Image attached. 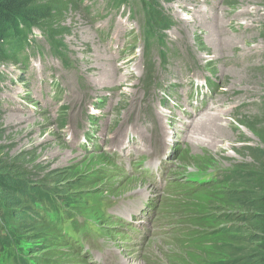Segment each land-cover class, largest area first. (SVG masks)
I'll list each match as a JSON object with an SVG mask.
<instances>
[{"label":"rangeland","instance_id":"rangeland-1","mask_svg":"<svg viewBox=\"0 0 264 264\" xmlns=\"http://www.w3.org/2000/svg\"><path fill=\"white\" fill-rule=\"evenodd\" d=\"M84 1L88 11L67 4L53 29L68 67L39 30L27 69L0 62V172L61 194L86 215L73 232L89 234L90 247L84 252L68 219L55 229L35 215L25 219L35 231L17 239L28 254L6 249L0 264L27 255L28 264L250 262L260 241L243 240L257 208L231 203L236 185L213 182L251 162L244 147L263 148L264 0H159L173 22L163 31L170 51L163 66L153 50L155 83L146 91L137 3L117 10ZM3 192L15 212L29 206ZM115 213H132V224ZM218 230L223 237L203 243Z\"/></svg>","mask_w":264,"mask_h":264},{"label":"trees","instance_id":"trees-1","mask_svg":"<svg viewBox=\"0 0 264 264\" xmlns=\"http://www.w3.org/2000/svg\"><path fill=\"white\" fill-rule=\"evenodd\" d=\"M78 1L80 8L83 7L87 11L90 9V6H87L84 0H0V62L14 61L27 69L29 65L27 51L32 50L34 30H39L48 39L52 53L68 67L70 58L62 40L57 39L59 38L56 35L58 34L57 31H53V29L59 27L58 17L60 11L67 4L77 8ZM108 1L111 7L117 10L129 6V3H137L138 10L135 14L137 13L141 17V50L144 61L141 85L146 91L150 85L155 83V81L152 82L153 79L155 80L153 50L158 52L162 65H167L170 50L167 47L163 31L168 29V26L173 25V22L162 12L159 0ZM129 13L134 12L130 9ZM206 84L209 91L213 92L215 83L212 78H206ZM257 124H263L259 131L263 148L244 147L243 150L248 153L251 162L236 166L235 170L222 172L213 182V185L216 184L217 186L223 183L236 185L235 190L229 193L231 203H237L246 208H251L254 205L257 208V214L250 217L255 222H250L254 223L251 224V226H254V232H251L250 236L245 237L243 241L251 246L255 245L253 244L254 241H260V244L255 245V250L252 252L254 256L252 255L251 261H246L243 264H264V112L263 117L258 120ZM53 174L44 178L53 180ZM42 187V184L30 182L19 175L12 178L9 175L3 177L0 172V255L6 249L10 250V248L19 249L28 254L27 250L19 246L17 239L19 237L20 239L23 238L25 229H30L31 232L35 231V227L30 224L35 215L36 218L40 216L43 222L55 229L66 218L73 225V228L69 229V232L73 234H76L73 231L83 228L81 217H86V215L81 214V211L75 213L74 208H71V203L61 194L55 193L57 191L52 192L49 189H42ZM3 191L11 195L14 194V198H16V194L17 200H24L29 206H26L21 213L15 212L18 203H13L12 198L6 197ZM253 198L256 200H253ZM69 209L74 213H71ZM18 214L22 217H19ZM243 214L241 218H246ZM71 217H73L72 221H70ZM226 218L230 220V217ZM17 219H20V224L13 226ZM244 229L243 226L235 228L234 231H229V229L225 231L226 233H235ZM225 231L218 230L213 235H204L203 243L211 238L223 237ZM27 256L25 258L15 256L14 264H28L30 259ZM219 264H226V262H220Z\"/></svg>","mask_w":264,"mask_h":264},{"label":"bare ground","instance_id":"bare-ground-1","mask_svg":"<svg viewBox=\"0 0 264 264\" xmlns=\"http://www.w3.org/2000/svg\"><path fill=\"white\" fill-rule=\"evenodd\" d=\"M213 35V34H212ZM212 35H211V37H212ZM228 42V41H227ZM218 91V90H217ZM216 91V92H217ZM215 93V92H214ZM213 94V93H212ZM197 111H199L198 109H197ZM192 115H190V114H187V116H190V117H187V118H189V119H195V118H197V116L200 114V112H197V113H195V115H193V113H191ZM201 118V117H200ZM204 120H205V118H204ZM184 122V121H183ZM189 122L190 121H188L187 122V124H189ZM203 122V121H202ZM218 122V121H217ZM207 123V122H206ZM208 123H210V124H213V123H215L214 121H211V120H208ZM221 126V125H220ZM200 127V126H199ZM218 127H219V124H218V126H217V124H214V125H212V126H210V128H216V129H218ZM220 129L222 128V127H219ZM200 129L201 128H199V130L198 131H200ZM184 131H187L186 130V128H185V130ZM197 132V131H196ZM210 133V132H209ZM185 134V133H184ZM201 135V134H200ZM185 136V135H184ZM184 138V137H183ZM187 139V138H186ZM200 140V139H199ZM118 158V157H117ZM119 159V158H118ZM103 168H105V167H103ZM129 183H131V182H129ZM150 203V201H148V204ZM150 205V204H149ZM132 217H133V215H132V213H128L127 214V217H126V220H128V221H130L131 223H132ZM135 219V217L133 218V220ZM135 221V220H134ZM145 230V229H144Z\"/></svg>","mask_w":264,"mask_h":264}]
</instances>
